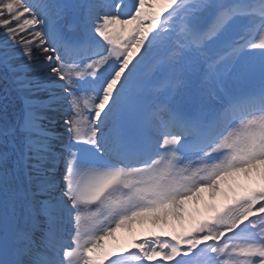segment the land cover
I'll return each instance as SVG.
<instances>
[{"label": "snow or ice", "instance_id": "1", "mask_svg": "<svg viewBox=\"0 0 264 264\" xmlns=\"http://www.w3.org/2000/svg\"><path fill=\"white\" fill-rule=\"evenodd\" d=\"M0 82V264H264V0H0Z\"/></svg>", "mask_w": 264, "mask_h": 264}, {"label": "bare ground", "instance_id": "2", "mask_svg": "<svg viewBox=\"0 0 264 264\" xmlns=\"http://www.w3.org/2000/svg\"><path fill=\"white\" fill-rule=\"evenodd\" d=\"M254 179H248V177L242 176L240 178V183L243 185H247ZM228 185H231V187L236 188V184L233 181V179H228L227 182L223 183L221 187L225 190V188H228L229 192L231 191ZM227 192V191H226ZM225 202V198L223 196H218L216 199H212L207 191L202 193V199L201 201L197 204H192L189 202V204L186 206V211L183 214L182 219H175L172 220L168 225L165 226H155L159 230H176L180 225H184L187 223H191L193 221H196L198 217H200L199 211H203V213L208 214L209 209L211 206H220L222 203ZM141 225V224H140ZM154 227V225H152Z\"/></svg>", "mask_w": 264, "mask_h": 264}, {"label": "rangeland", "instance_id": "3", "mask_svg": "<svg viewBox=\"0 0 264 264\" xmlns=\"http://www.w3.org/2000/svg\"><path fill=\"white\" fill-rule=\"evenodd\" d=\"M258 175V174H257ZM256 178H257V180H255L256 181V183H255V185H254V187H256V186H258L262 181L260 180V177H259V175L258 176H256ZM253 187V188H254ZM244 190H245V188H244Z\"/></svg>", "mask_w": 264, "mask_h": 264}]
</instances>
